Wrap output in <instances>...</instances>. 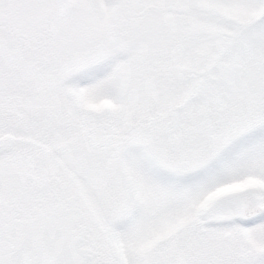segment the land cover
<instances>
[{
	"label": "snow or ice",
	"instance_id": "6c2138e0",
	"mask_svg": "<svg viewBox=\"0 0 264 264\" xmlns=\"http://www.w3.org/2000/svg\"><path fill=\"white\" fill-rule=\"evenodd\" d=\"M0 264H264V0H0Z\"/></svg>",
	"mask_w": 264,
	"mask_h": 264
}]
</instances>
